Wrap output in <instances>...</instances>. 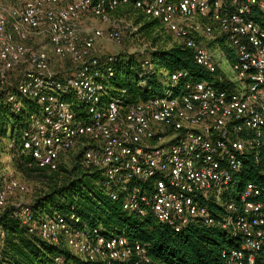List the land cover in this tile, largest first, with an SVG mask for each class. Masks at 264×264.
Returning a JSON list of instances; mask_svg holds the SVG:
<instances>
[{
	"label": "built area",
	"instance_id": "obj_1",
	"mask_svg": "<svg viewBox=\"0 0 264 264\" xmlns=\"http://www.w3.org/2000/svg\"><path fill=\"white\" fill-rule=\"evenodd\" d=\"M127 2L0 0V90L16 113L36 103L23 150L51 169L81 153L84 166L103 171L113 199L125 194V209L152 213L176 231L193 223L219 227L235 242L222 252L225 264H264V185L245 179L251 170L264 173V26L253 18L254 8L264 17V0L135 2L204 70H220L217 81L226 86L174 72L163 96L124 108L104 97L115 55L97 49L103 39L123 41L129 27L111 13ZM93 19L111 27L86 24ZM216 50L232 62L236 79L221 68ZM142 67L153 69L151 59ZM26 192L8 171L0 211L11 206L13 217L45 241H64L90 261H149L141 244L81 228L75 215L35 221L29 203L18 199ZM4 238L1 231L0 245Z\"/></svg>",
	"mask_w": 264,
	"mask_h": 264
},
{
	"label": "trees",
	"instance_id": "obj_2",
	"mask_svg": "<svg viewBox=\"0 0 264 264\" xmlns=\"http://www.w3.org/2000/svg\"><path fill=\"white\" fill-rule=\"evenodd\" d=\"M137 1L121 3L111 14L131 20L138 27L136 37L144 39L148 49L145 53L115 55L114 75L102 81L107 100L127 108L163 96L169 75L179 71H186L189 77L199 81H213L217 87L226 86L217 81L220 70L215 74L204 70L194 61L191 50L158 19L135 8ZM253 15L264 26V17L257 8ZM218 42L223 44V39ZM146 54L150 55L153 69L142 67ZM35 109L36 103L27 101L20 112H14L0 90V151H9L14 175H20L19 179L27 186L23 195L28 197L35 221L40 223L55 215L70 221L75 215L81 228L87 225L105 236H124L131 243L144 246L149 259L145 264H225L223 250L235 246L225 231L202 223L176 231L152 213L141 215L125 209V194L120 193L118 199H113L103 171L84 166L81 153L63 160L57 169L39 167L23 150L21 139L28 117ZM8 170L0 160V181L8 176ZM245 179L264 185V173L256 170H251ZM1 231L5 238L0 245V264H119L85 260L74 254L64 241L59 244L45 241L13 217L11 206L0 211Z\"/></svg>",
	"mask_w": 264,
	"mask_h": 264
},
{
	"label": "rangeland",
	"instance_id": "obj_3",
	"mask_svg": "<svg viewBox=\"0 0 264 264\" xmlns=\"http://www.w3.org/2000/svg\"><path fill=\"white\" fill-rule=\"evenodd\" d=\"M115 19L122 20L125 23V25L129 27V29L128 28L124 29V38L121 43H116V42L109 41L106 39H103L102 41H100L98 49H97L98 55L105 57L108 55H116L119 53H132L135 51L136 52L138 51L140 53H145L146 50L148 49L146 46L147 43L145 42L144 39H140L138 37L135 38L133 36L131 32L132 27H130V24H132L131 23L132 21L124 17L118 18L116 16H113L111 18L112 21ZM86 24L90 25L91 27H98V28L103 29L104 31H107L111 27L112 23L104 22L101 19H93L91 21H87ZM214 54H215V57L220 62L221 68L225 71L228 77H230L231 79H236V73L234 72L232 68V62L228 60L226 57H224L223 55H221L219 50H216ZM145 58L149 59L150 55L146 54ZM60 66H61L60 63L58 64L56 63L54 64V69L62 70ZM71 158H73V156H71ZM0 160L2 161L3 165L9 169L8 171L15 173V170L13 169V164L10 161L9 151H5V152L4 150L0 151ZM16 175L18 178H20V175H18L17 173ZM20 200L25 201V202L29 201L26 195L21 196Z\"/></svg>",
	"mask_w": 264,
	"mask_h": 264
}]
</instances>
